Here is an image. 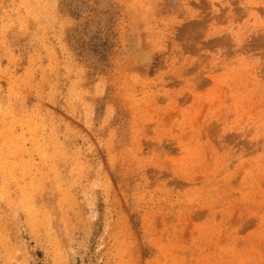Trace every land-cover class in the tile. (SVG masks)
<instances>
[{
  "label": "rangeland",
  "instance_id": "374dc122",
  "mask_svg": "<svg viewBox=\"0 0 264 264\" xmlns=\"http://www.w3.org/2000/svg\"><path fill=\"white\" fill-rule=\"evenodd\" d=\"M0 264H264V0H0Z\"/></svg>",
  "mask_w": 264,
  "mask_h": 264
}]
</instances>
